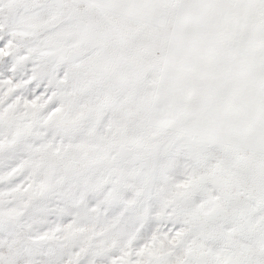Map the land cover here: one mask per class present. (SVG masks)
<instances>
[{
	"label": "snow or ice",
	"instance_id": "6c2138e0",
	"mask_svg": "<svg viewBox=\"0 0 264 264\" xmlns=\"http://www.w3.org/2000/svg\"><path fill=\"white\" fill-rule=\"evenodd\" d=\"M0 264H264V0H0Z\"/></svg>",
	"mask_w": 264,
	"mask_h": 264
}]
</instances>
